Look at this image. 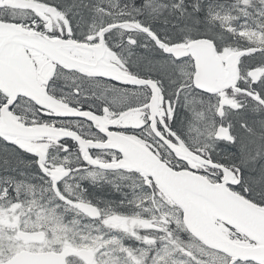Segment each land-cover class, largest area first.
<instances>
[{"label": "snow or ice", "instance_id": "snow-or-ice-1", "mask_svg": "<svg viewBox=\"0 0 264 264\" xmlns=\"http://www.w3.org/2000/svg\"><path fill=\"white\" fill-rule=\"evenodd\" d=\"M0 264H264V0H0Z\"/></svg>", "mask_w": 264, "mask_h": 264}]
</instances>
